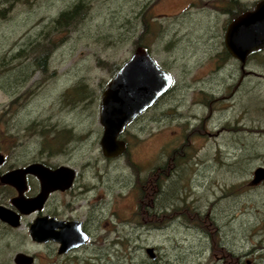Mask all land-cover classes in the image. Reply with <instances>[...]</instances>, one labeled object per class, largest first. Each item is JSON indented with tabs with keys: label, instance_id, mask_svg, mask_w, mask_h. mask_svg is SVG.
Wrapping results in <instances>:
<instances>
[{
	"label": "rangeland",
	"instance_id": "rangeland-1",
	"mask_svg": "<svg viewBox=\"0 0 264 264\" xmlns=\"http://www.w3.org/2000/svg\"><path fill=\"white\" fill-rule=\"evenodd\" d=\"M227 1L0 0L7 67L0 115L8 112L23 160L93 165L82 183L104 185L96 219L118 223L117 238L109 235L112 245L101 249L105 263L260 264L264 257V186L249 183L264 165V52L245 62L227 56L232 18L219 9ZM236 1L251 9L260 0ZM139 45L174 83L128 126V150L107 158L102 95ZM175 154L185 160L173 167ZM160 166L166 174L154 215L189 211L152 216L161 226L151 227L139 223L138 202ZM107 206L117 213L107 214Z\"/></svg>",
	"mask_w": 264,
	"mask_h": 264
},
{
	"label": "flooded vegetation",
	"instance_id": "flooded-vegetation-1",
	"mask_svg": "<svg viewBox=\"0 0 264 264\" xmlns=\"http://www.w3.org/2000/svg\"><path fill=\"white\" fill-rule=\"evenodd\" d=\"M227 3L242 5L241 2L236 0H228L225 5ZM225 14L232 18L231 22L238 16L233 18L229 13ZM261 52H264V50ZM226 54L227 56L232 55L228 48ZM0 67H2L0 71L3 70L2 76L6 78L7 67L5 63L0 62ZM164 95L150 109L157 106ZM150 109L141 113L136 119ZM11 125L12 120L8 112L0 115V209L5 212V216H0V264H19V261L20 264H109L104 262L108 258L103 259L104 254L101 249L108 243L112 245L111 241L114 242V238H117L115 232H117L118 223L114 225L113 222H109L105 218L101 219L100 222L96 219L98 218L96 210L106 198L101 191L104 189V185L102 182L87 185L82 183L83 177L90 173L92 169H95L93 165L82 163L83 165L79 168L76 164L51 163L38 157L25 161L22 158L23 152L20 149L22 145L21 139L15 137L13 130L10 129ZM126 132L127 129L124 133ZM119 138L125 140L124 134ZM50 143L53 142L49 141L48 144ZM127 150L128 145L120 155H123ZM36 162L52 170L62 165L73 167L75 174L71 184L64 189L58 188L49 191L42 202L38 201V197L44 190L42 179L35 172L23 171ZM259 167H264V165H258L255 170ZM158 168L160 171L163 170L162 166ZM82 169L88 170V172H81L80 170ZM255 170L249 182L251 187L264 186V179L258 183H253ZM156 171L157 169L154 170V172ZM63 176L65 177V174ZM159 178L148 179V184L144 190L145 193L140 197V202H138V215L142 216L138 218L140 224L159 227L161 226L160 224H152V216L161 218L162 221L165 217L162 216L163 213L156 215L153 213L158 209V196L153 199V194H159L160 188L157 187L154 190L152 185L159 186ZM36 199H38V202ZM29 209L32 210L26 212ZM107 210V214L112 213L115 215L117 213L109 206H107ZM8 214H11L13 218L9 220ZM41 220L44 222L43 226L40 225ZM70 223L73 224L68 225ZM35 224H37L38 236L48 237L46 240H38L33 236L32 231ZM59 232L61 236L69 234L67 240L69 244L66 249L56 239V235ZM109 235H111V241L108 238ZM146 251L153 261H158L159 256L155 247L147 246ZM18 254H23L24 258L31 259L21 260ZM261 258L260 264H264V257ZM228 263L256 264L250 258H234Z\"/></svg>",
	"mask_w": 264,
	"mask_h": 264
},
{
	"label": "water",
	"instance_id": "water-1",
	"mask_svg": "<svg viewBox=\"0 0 264 264\" xmlns=\"http://www.w3.org/2000/svg\"><path fill=\"white\" fill-rule=\"evenodd\" d=\"M225 41L231 54L241 61H246L251 54L264 50V0H260L254 8L245 10L232 20L227 29ZM173 82V75L157 63L147 46L139 45L135 48L129 59L120 66L107 83L102 95L100 123L104 131L100 142L105 156L115 157L125 151L127 142L119 137L124 134L133 120L151 108L171 88ZM23 171L35 172L42 179L44 190L38 197L39 200L36 199L40 202L49 191L69 186L75 174V169L71 166L62 165L52 170L37 162ZM263 179L264 167H259L255 170L253 183ZM0 216H5L2 209H0ZM7 217L9 220L13 218L11 214ZM43 224L41 220L40 225L43 226ZM71 224L73 223L68 225ZM32 233L38 240L48 238L38 236L37 224L33 226ZM68 235L61 236L60 232L56 235V239L65 249L69 244ZM18 257L21 260L31 259L24 258L23 254H18Z\"/></svg>",
	"mask_w": 264,
	"mask_h": 264
},
{
	"label": "trees",
	"instance_id": "trees-1",
	"mask_svg": "<svg viewBox=\"0 0 264 264\" xmlns=\"http://www.w3.org/2000/svg\"><path fill=\"white\" fill-rule=\"evenodd\" d=\"M219 9L222 11V12H225V13H229V14H231V16L234 18V17H236L237 15H239V14H241V13H243L246 9H245V7L243 6V5H240V4H235V3H227L226 5H222V6H219ZM237 10V11H236ZM4 11H2V10H0V13H3ZM5 13V12H4ZM189 147V146H188ZM183 152V151H182ZM182 155H184V156H186L187 155V153H183ZM188 156V155H187ZM186 156V157H187ZM172 160H174L175 162H172V163H170V165L171 164H174L173 165V167H175L176 165H177V163H179L180 161H181V163L185 160V158H183V159H180L179 160V158H177V154L175 155V158H173ZM160 171V169L159 168H157V171L156 172H152V177H151V179H155V178H158V177H160L159 178V180L162 178V174L163 173H165V171H164V169L163 170H161L160 171V174L158 175V172ZM166 174V173H165ZM159 180H158V182H159ZM152 188L154 189V188H156V186L155 185H152ZM155 190V189H154ZM154 197H155V194H153V199H154ZM186 206H182L181 208H177V209H174V210H172L170 213H167L166 215H165V217H166V219L167 218H173V217H176V215L178 214V215H183V213H185L186 211L188 212L189 211V208L187 209V208H185ZM185 208V209H184ZM183 211V212H182ZM192 216H197V215H192ZM164 217V218H165Z\"/></svg>",
	"mask_w": 264,
	"mask_h": 264
}]
</instances>
